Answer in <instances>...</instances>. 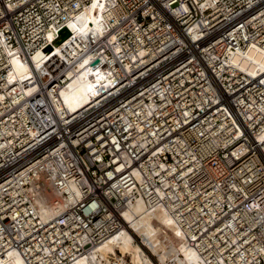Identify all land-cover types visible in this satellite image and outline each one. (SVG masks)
<instances>
[{
  "label": "built area",
  "instance_id": "1",
  "mask_svg": "<svg viewBox=\"0 0 264 264\" xmlns=\"http://www.w3.org/2000/svg\"><path fill=\"white\" fill-rule=\"evenodd\" d=\"M90 3L0 0V257L71 264L142 200L203 264H264V78L230 62L264 49V0H106L74 35ZM84 61L109 82L71 113Z\"/></svg>",
  "mask_w": 264,
  "mask_h": 264
},
{
  "label": "bare ground",
  "instance_id": "2",
  "mask_svg": "<svg viewBox=\"0 0 264 264\" xmlns=\"http://www.w3.org/2000/svg\"><path fill=\"white\" fill-rule=\"evenodd\" d=\"M105 8L106 0H91L90 5L70 22V30L74 35H78L81 28L97 30ZM40 58L42 55L38 53L33 60L37 63ZM230 62L253 78H264V49L253 42L231 54ZM33 75L29 64L15 55L11 62L10 80L28 85L30 92L35 85ZM108 82L104 73L84 61L78 65L68 87L61 91V100L73 113L98 98ZM122 215L127 224L126 229L77 257L71 264H155L150 255L157 258V264H203L197 253L185 245L172 216L163 206L150 210L140 200L123 211ZM159 225L165 228L164 232ZM136 238L140 239L141 245ZM0 264H24V261L16 251H10L4 258L0 257Z\"/></svg>",
  "mask_w": 264,
  "mask_h": 264
},
{
  "label": "rangeland",
  "instance_id": "3",
  "mask_svg": "<svg viewBox=\"0 0 264 264\" xmlns=\"http://www.w3.org/2000/svg\"><path fill=\"white\" fill-rule=\"evenodd\" d=\"M159 213V212H158ZM161 228H162V232H164L165 231V228L162 226V225H159ZM162 233H160V235H161ZM159 235V236H160ZM159 236H158V238H159ZM136 241H137V243L138 244H140L141 245V243H140V239H137L136 238ZM142 248H143V246H142ZM144 249V251L146 252V253H149L147 250H145V248H143ZM150 258L152 259V261L155 263V264H157L158 262H157V258L156 257H151V255H150ZM125 260H127V258L125 259Z\"/></svg>",
  "mask_w": 264,
  "mask_h": 264
},
{
  "label": "water",
  "instance_id": "4",
  "mask_svg": "<svg viewBox=\"0 0 264 264\" xmlns=\"http://www.w3.org/2000/svg\"><path fill=\"white\" fill-rule=\"evenodd\" d=\"M62 32H65L64 36L62 37V39H65L69 34H68V32L65 29Z\"/></svg>",
  "mask_w": 264,
  "mask_h": 264
}]
</instances>
